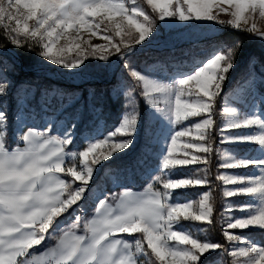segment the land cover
I'll return each mask as SVG.
<instances>
[{
    "label": "snow or ice",
    "instance_id": "snow-or-ice-1",
    "mask_svg": "<svg viewBox=\"0 0 264 264\" xmlns=\"http://www.w3.org/2000/svg\"><path fill=\"white\" fill-rule=\"evenodd\" d=\"M146 4L155 16L137 0H0V264H221L210 259L217 253L231 256V264H264V246L244 234L245 230L264 231V111L241 114L235 107L223 108V115L229 119L220 129L221 142L254 143L260 153L240 158L226 155L220 165L225 169L253 170L217 177L224 185L233 186L225 187V197L251 198L246 204L225 205L222 235L228 247L207 238L202 240L179 226L181 218L212 224L211 189L201 194L195 210L192 203L173 202L176 190L211 183L206 168L198 170L205 175L187 178L174 179L172 173L178 166L211 163L215 106L237 66L242 42L238 40L226 51L214 52L191 71L178 70L168 83L150 78L128 63L138 46L154 37L158 23L178 22L187 27L194 21H215L264 40V26L258 27L255 22L259 18L264 25V0H176L175 4L173 0H146ZM230 8L231 19L219 20V13H228ZM250 20L253 22L249 26ZM85 32L89 34L87 39L83 38ZM95 36L106 43L92 44L91 37ZM9 46L35 51L42 59L73 74L83 71L81 66L86 67L89 58L123 62L130 76L142 83L139 95L144 102L172 129L159 156L161 164L146 192L123 190L115 207L105 195L98 200L95 216L81 223V217L76 215L69 227L53 235L61 217L80 208L97 166H103L105 161L111 164L134 147L141 112L133 92L126 91L128 106L120 122L109 132L85 137L86 145L78 152L70 150L77 140L76 121L52 134L54 124L37 130L18 113L13 127L3 103V97L13 88L9 73L15 70L5 56ZM249 66L253 73L249 80L255 82V67L251 62ZM260 83L264 84V77ZM189 85H195V89ZM194 117L201 119L194 125L179 127ZM253 126L259 128V134H223ZM193 128L196 135L184 143L183 156L178 158L174 155L178 140L192 136ZM10 135L15 146L8 143ZM235 211L243 215H232ZM136 233L143 235L134 240L124 238L125 234ZM49 239L55 243L37 254L35 249Z\"/></svg>",
    "mask_w": 264,
    "mask_h": 264
},
{
    "label": "rangeland",
    "instance_id": "rangeland-1",
    "mask_svg": "<svg viewBox=\"0 0 264 264\" xmlns=\"http://www.w3.org/2000/svg\"><path fill=\"white\" fill-rule=\"evenodd\" d=\"M175 3L176 0H173V4ZM185 7L187 6L185 5ZM224 7L228 6L224 5ZM232 10L233 9L230 8L228 13L220 12L218 19L224 21L231 19L230 12ZM252 22L253 21L250 20L249 26ZM255 22L258 27L264 26L259 18H255ZM226 27L232 28L231 26L221 25L215 21H194L187 27L178 22L174 24L158 23L154 37L150 39V42H145L142 47L138 46L135 53L128 57V63L142 74L168 83L178 70L191 71L201 60L208 58L214 52L226 51V44H219V41L215 40L223 33ZM254 36L258 38L259 44L263 46L264 50V40H261L256 35ZM88 37L89 34L85 32L83 38L87 39ZM80 42L83 46V40ZM61 43L63 44L64 41H61ZM91 43L105 44L106 41L99 36H95L91 37ZM152 52H158L159 55L153 58ZM74 54L75 53H70V55ZM5 56L8 57L9 61L14 64L15 67L18 65L15 58V51L7 49ZM85 63L87 65L86 67L81 66L83 71L73 74L69 70L53 65L39 57V63L35 71L39 76L62 79L71 84L86 86L88 90L86 94L80 89H76L72 93H67V91L63 89L58 91L57 88H46L42 84H33L28 79L24 78L22 79V84H20L13 74V71L9 73L13 82V88L8 96L3 97V103L6 105V110L11 117V124L13 127L17 123L16 118L18 113L23 115L24 122L37 130L44 129L48 123L54 124L55 127L53 128L52 134H56L57 131L62 129L66 124L76 121L78 125L77 140L70 146V150L77 152L83 150L85 147V137L89 135L94 136L97 133L109 132L120 122L128 106V97L124 95L126 91L133 92L139 111L141 112L142 118L134 147L126 154L119 155L111 164L105 161L103 166H97L90 190L86 193L85 199L80 202V208L71 215L65 214L62 216L61 222L53 235H59L61 229L69 227L76 215L81 217V223L95 216L98 200L104 198L105 195L108 197L107 202L115 207L119 194L123 190H131L137 194L146 192L148 184L153 181L157 168L161 164L159 156L164 150V141L170 136L172 131L169 122L155 114L153 109L144 102L142 96L139 95L142 91V83L136 82L135 79L130 76L129 72L124 68L122 61L113 58L110 63H106L95 58H89ZM254 63L255 62H253L252 65H254ZM235 73H237L236 69ZM251 74H253L252 69L249 67L246 76H243V79L237 81L233 90L228 91L223 102L222 112L223 108L226 106L237 108L241 114H250L255 110L264 111V104H261V100H264V84L260 83L261 77H264V67H255V82L249 80V75ZM233 78L234 74L230 75L229 79L231 80ZM230 80L226 83L224 91L228 89ZM96 83L108 84L111 88L109 89L110 93L107 95L108 97L105 95L104 97L101 96V99L98 98V103L94 100L95 97L97 99V94H95L93 87H91ZM189 87L193 90L195 89V85H189ZM55 97L58 98L57 105L52 106L55 102ZM115 101L119 104L118 108L113 109L106 106V104ZM200 119L201 117L190 118L179 127L182 128L187 124L194 125V123L198 122ZM228 119V117L222 115L217 133H215L214 129L211 131L213 149L215 144H217L215 153L212 152L210 157L211 163L207 165L193 164L186 167L178 166L173 170L172 178H187L193 174L205 175L203 171L198 170L206 168L207 177L209 179L210 176L214 174V171L212 173L213 166L216 178L225 173L232 174L236 172L244 173L253 171L252 169H225L220 167L226 155L235 158L243 156L255 157L260 155L256 150L259 146L254 143L233 144L221 142L222 133L220 129L224 127ZM248 132L259 134L260 130L258 127L253 126L249 129L226 130L223 134L236 136L240 133ZM213 134L218 135V137L214 138ZM195 135V129L193 128L192 136L180 138L174 155L178 158L182 157L184 143L190 139H194ZM8 143L15 146L16 142L11 135L9 136ZM189 151L195 153V150ZM62 178L71 179L70 177ZM220 182L223 197L222 213L225 210V205L229 202L233 205H241L251 201V198L247 196L225 197L223 194L225 187L230 188L233 186L224 185L221 180ZM209 185L188 186L185 189L176 190L173 202L179 200V202L192 203L194 205L193 210H195V205L201 198V194L211 189ZM156 187L159 188L161 186L156 185ZM194 188L205 189L192 192L194 197H186L183 195L182 192H188ZM113 197H116V199H113ZM231 214L234 216L243 215L240 211H235ZM221 225L223 230L225 226V219L223 216ZM179 226L192 231L202 240L207 238L216 241L209 233V225L206 223L185 221L181 218ZM201 228H206L207 231L199 232L198 230ZM234 231L239 232L240 230ZM244 234L253 242L264 246V231L257 229L245 230ZM142 235V233L133 235L125 234L124 238L134 240ZM47 242L52 243L55 242V240L49 239ZM226 247H228V243ZM153 259H155V257H153ZM210 259L219 260L221 264H231L233 258L226 253H217L210 257Z\"/></svg>",
    "mask_w": 264,
    "mask_h": 264
},
{
    "label": "trees",
    "instance_id": "trees-1",
    "mask_svg": "<svg viewBox=\"0 0 264 264\" xmlns=\"http://www.w3.org/2000/svg\"><path fill=\"white\" fill-rule=\"evenodd\" d=\"M139 4L144 7L150 15L155 16L156 14L151 12V8L147 6L146 0H137ZM158 19V17H157ZM216 41H219L218 43L226 44L227 49L230 48L233 44H235L236 41H241V48L239 55L237 57V66L236 70L237 73H235V70L232 72L234 74L233 79L230 80V85L228 89H226L222 95V97L218 100L216 104V126L214 128L215 133L218 131L219 124L222 120V106L225 99L226 94L228 91L233 90V87L237 84V81H240L243 79V76H246V73L249 70V63L251 64L253 62L255 67H264V50L263 46L259 44L258 38H256L253 34L247 33L246 31H240L236 29H232L230 27H226L221 35H219L216 39ZM3 43L2 37H0V44ZM8 49L15 51L16 53V60L18 62V65L15 67V70L13 74L15 75L16 79H18V82L22 84V79H28L33 84H42L46 88H57L59 90H65L67 93H72L76 89L82 90L84 94L87 93V87L86 86H79L75 84H71L67 81H64L62 79H53L47 76H39L38 73L35 71V68L37 64L39 63V56L35 51L29 52L27 50H16L11 48L10 46ZM159 55L158 52H152V57L155 58ZM148 56V55H147ZM256 64V65H255ZM194 65V64H192ZM231 74V75H232ZM92 85V84H89ZM91 87H93L95 94H97L94 100L98 103V98L101 99V96L108 97L107 95L110 93L109 89L110 85L108 84H93ZM58 98L55 97V102L52 104V106L57 105ZM107 107H111L113 109L118 108L119 104L117 102H111L106 104ZM214 138H217L218 135H214ZM217 143V142H215ZM217 144H215L213 152L215 153L217 149ZM214 171V174L210 176V185L211 186V192H212V203L214 207V211L212 214V224L209 226V233L214 237V240L216 242L224 243L225 246L227 245V241L225 237L222 235V211H223V197L221 192V182L215 177V170L214 166L212 168V173ZM205 188H194L191 191L188 192H182L184 196L186 197H194L192 192L201 191Z\"/></svg>",
    "mask_w": 264,
    "mask_h": 264
},
{
    "label": "crops",
    "instance_id": "crops-1",
    "mask_svg": "<svg viewBox=\"0 0 264 264\" xmlns=\"http://www.w3.org/2000/svg\"><path fill=\"white\" fill-rule=\"evenodd\" d=\"M54 243L55 242H52V243L50 242L49 243V242L46 241L44 245H42L40 248L35 249V251H36L37 254H39L40 252L44 251L46 247L51 246Z\"/></svg>",
    "mask_w": 264,
    "mask_h": 264
}]
</instances>
